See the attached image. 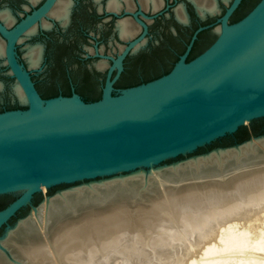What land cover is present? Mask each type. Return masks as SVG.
I'll list each match as a JSON object with an SVG mask.
<instances>
[{
    "label": "water",
    "instance_id": "1",
    "mask_svg": "<svg viewBox=\"0 0 264 264\" xmlns=\"http://www.w3.org/2000/svg\"><path fill=\"white\" fill-rule=\"evenodd\" d=\"M57 1L44 0L14 26H6L0 19L5 65L14 83L22 88L26 102L15 94L12 85L13 95L27 106V109L0 112V196L18 194L0 210V229L7 225L0 241L10 237L22 240L25 235L40 234L34 227L32 213L19 219L15 226L9 225V220L30 204L43 186L50 188L138 168H154L167 159L234 134L246 122L264 118V0H259L234 23L231 18L243 0H216L219 12L222 11L221 2L226 6L213 27L217 36L204 51L188 60L198 34L209 25L194 32L185 52L168 73L145 83L118 88L116 84L124 71L125 59L138 52L141 47L138 45L149 33L148 24L140 16L150 17L140 0H134L136 8L124 14L132 15L142 31L126 40L120 36L116 25L124 43H118L115 53L105 54L98 43L95 44L94 55L110 63L101 98L90 102L75 91L70 96L42 97L31 71L21 62L17 52L20 39L32 27H40L44 19H53L62 28L69 24L75 0H72L65 24L49 17ZM186 1L193 5L202 21L219 13L201 15L192 0ZM107 4L108 0L106 13L120 16ZM179 5H183L187 13L186 2ZM98 10L104 11L103 4ZM187 16V22L178 19L179 22L188 24V13ZM259 138H264V134L194 156L183 166L174 163L158 167L160 177H150L145 186L138 176V181L134 180L137 177L132 178L127 184L117 182L119 184L113 187V184L108 188L101 186L97 194L84 199L74 191L67 192L68 201L60 196V191L49 199L48 223L53 224L56 217L64 213L79 211L82 206L103 202L117 191L135 198L154 196L161 181L176 189L223 184L264 158V146L255 144L241 156L232 155L222 162L205 160L198 167L192 159L220 150H234ZM43 205L33 209L40 211ZM7 249L0 245L1 254Z\"/></svg>",
    "mask_w": 264,
    "mask_h": 264
},
{
    "label": "bare ground",
    "instance_id": "2",
    "mask_svg": "<svg viewBox=\"0 0 264 264\" xmlns=\"http://www.w3.org/2000/svg\"><path fill=\"white\" fill-rule=\"evenodd\" d=\"M30 1L36 4L40 0ZM192 1L201 15L219 12L216 0ZM140 2L142 8L148 9L152 5L154 10L162 3L161 0ZM71 5L72 0H58L49 17L65 24ZM121 6V0L108 3L112 10H119ZM179 6L177 17L187 22L185 8ZM129 7H133L131 2ZM0 17L6 26H12L16 21L7 9L0 10ZM47 20L52 24L46 18L41 22L44 28L50 27ZM118 26L121 37L126 40L139 31L131 19L121 20ZM34 27L25 36L39 28ZM42 48L43 45L27 47L25 55L31 68L40 64ZM4 57L5 41L0 40V58ZM105 61L98 62L97 66L106 67ZM0 87H3L2 83ZM13 88L20 100L26 102L20 85L14 83ZM255 144L264 146V138L254 139L234 150L196 157L192 163L198 167L205 160L222 162L226 157L245 154ZM138 176L145 186L150 177L159 178L160 171L153 169L148 174L140 171L117 181L90 183L70 191L76 195L84 194L86 190L97 192L101 186L108 188L116 182L127 184L128 180ZM44 188L46 186L42 190ZM70 191H61L60 196L68 201L66 195ZM155 195L135 198L117 191L103 202L91 203L80 207L79 211L56 217L53 224L48 223L51 199L46 197L42 233L25 235L22 240L2 239L0 245L10 248L12 256L8 258L0 253V264H264V158L223 184L176 189L161 181ZM32 214L40 215V211L33 209ZM257 230L261 231L254 239ZM251 238L253 240L249 242Z\"/></svg>",
    "mask_w": 264,
    "mask_h": 264
},
{
    "label": "rangeland",
    "instance_id": "3",
    "mask_svg": "<svg viewBox=\"0 0 264 264\" xmlns=\"http://www.w3.org/2000/svg\"><path fill=\"white\" fill-rule=\"evenodd\" d=\"M185 0H177L178 3H182ZM253 0H246L243 6L239 9L237 14L235 15L233 19V23L240 20L253 6L252 4ZM23 3H26L25 0H0V10L4 8H11L14 9L15 12L24 13V11L21 9V6ZM83 4L86 5L88 8L93 7L94 3L92 0H75L74 7L77 6V4ZM222 11L225 9L226 4L224 2L220 3ZM31 8H33L30 5ZM30 8H28L29 10ZM194 10V8L192 7ZM74 10V9H73ZM222 11L219 12L217 15H214L213 17L208 18L205 23L209 25L204 31L199 34V39L197 42V52L196 55L199 53V48L208 46L214 39L216 38L217 34L214 31L213 27L217 25V19L221 16ZM16 18L19 20L22 18L21 15L16 16ZM197 18V17H196ZM50 21L53 23L51 25L52 27L48 30H44L41 26L37 29V31L27 37L24 38L22 42L18 45V54L20 57V60L24 65L31 71V77L36 83L37 87L39 88L41 94L45 99L53 97L59 94L69 93L72 86V80L74 83H76L80 90L84 93L87 97H96L101 94V89L103 86L104 78L106 75L107 66L104 67L102 70H100L97 67V62L100 61L99 57H96L94 55L95 53V44L98 42L99 48L103 49V53L107 54L108 52H115V40H113V22H108L106 25L102 27H98L96 24H94L95 20L91 17H88L86 20H84V27L87 28L89 31H92L95 33V43L89 42L87 38L78 32L77 27L72 26L71 22L65 27L60 29L59 24L53 20L50 19ZM56 22V23H55ZM197 23H199L197 21ZM180 24V23H179ZM180 28L181 24L179 25ZM166 25L162 21L159 20H151L150 22V36L148 38L147 43L140 47L138 53L135 55H132L127 60L128 70L125 73V76L118 81L117 87H123L126 81L131 79H140L144 76L145 73H151L153 74L156 70L157 71H164L167 68L173 67V65L176 62L177 53H181L183 50L182 44H172L168 40L169 36H167V32L169 30L174 29L175 23L174 22H168L167 28L165 29ZM166 33H165V32ZM191 32H189V35L187 32H183V36L186 38H182L181 41L187 40L190 38ZM117 37V36H116ZM74 40V41H72ZM65 42L67 45H65L62 42ZM161 41L164 42V44L160 47H156L154 45H158ZM40 43L45 48V53H43V58L40 63V65L37 68H31L28 64L27 58L25 56L27 45L29 44H36ZM207 44V45H206ZM63 45V46H62ZM90 46V50L85 49V46ZM206 45V46H205ZM152 46V47H151ZM59 47V51H57L58 55L54 53L56 52L57 48ZM117 48V47H116ZM150 48V49H149ZM92 49V50H91ZM153 51L158 53V58L156 59L155 63L153 65H150L147 70H144L141 67H138L136 69V72H131V68L134 67V62L136 59V56L140 54L142 50ZM54 53V54H53ZM77 54V55H76ZM110 62H108L109 64ZM79 66H83L85 69L89 70L90 77H88V80L91 78V81L93 82V88L90 89L86 87L85 81L86 78H84V75L80 76L76 70ZM73 77H70V76ZM70 78L72 80H70ZM0 82H3V89L0 90V112H3L5 110L10 109H27V106L24 105L18 98H16L11 90V86L14 83V79L10 76L9 71L7 70V67L4 63V59L0 58ZM264 134V118H258L254 119L251 122H248L246 125L241 126L236 133L231 135H226L224 137H220L213 142L206 144L204 146H201L197 148L196 150L192 152H188L184 155H180L174 158L167 159L160 164L154 166V168H138L134 171H128V172H120L113 175H107V176H101L94 179H87V180H81V181H75L72 183H63L59 185L52 186L50 188H44L41 192H38L34 195L32 202L28 204L27 206L23 207L15 216H13L9 220V225L15 226L19 219L27 217L30 213L33 211V207H38L41 203L44 202L46 197H52L56 195L60 191H70L71 189L87 185L90 183H100L102 181H109V180H116L120 177L126 176L129 177L134 173H138L140 171H144L145 173H148L149 171L153 169H158V167H167L168 165L176 164V163H182L181 166L185 165V162L189 161L192 157L202 155L204 153H208L209 151H212L215 148L218 147H225L230 146L232 144H235L238 139H242L243 141L249 138H253L259 135ZM138 177L134 180L138 181ZM117 181V180H116ZM115 183L112 185L115 186ZM97 194V192L93 193H84L80 195V198L84 199L88 196L92 197L93 195ZM18 194H6L0 196V210L5 208L10 202H12ZM44 208L40 210V215L34 216V227L42 233V220H43V213ZM6 226L0 229V237L5 235L6 232ZM264 230V229H263ZM261 230H257L255 232V236L252 238H256ZM250 239L249 242L253 239ZM5 254L8 258H10L11 251L10 248H8L5 251Z\"/></svg>",
    "mask_w": 264,
    "mask_h": 264
},
{
    "label": "flooded vegetation",
    "instance_id": "4",
    "mask_svg": "<svg viewBox=\"0 0 264 264\" xmlns=\"http://www.w3.org/2000/svg\"><path fill=\"white\" fill-rule=\"evenodd\" d=\"M44 0H40L38 3H36V4H34L33 2H31L30 0H25V2L26 3H23L22 4V6H21V9L24 11V13H19V12H15V10L14 9H11V8H9V7H7V8H4V9H7V10H9L10 11V13L16 18V16H18V15H21L22 17H24L27 13H30L33 9H35L36 7H38L42 2H43ZM93 1V3H94V8L93 7H90V8H88L86 5H83V4H81V3H79V4H77V6L75 7V8H73L72 9V13H71V16H70V22H71V27L72 26H75V27H77V29H78V32H80V34L83 36H85L86 38H87V40L89 41V42H94L95 43V37H96V35H95V33L94 32H92V31H89L87 28H85L84 26V20H86L88 17H91V18H93L95 21V23L94 24H96L98 27H102V26H104V25H106V23H108V22H113V33H114V35H113V40H115V44H116V47H115V52L118 50V46H119V44L118 43H124V41H122V40H120V38H119V35H118V31L116 30V25H118V23L121 21V20H124V19H131V20H133L134 21V23L137 25V27L139 28V31L134 35V36H132V37H130V38H127V39H132L133 37H135V36H138V34H140V32L142 31V28H141V26L134 20V17L132 16V15H128V14H124V12L126 11V10H134L136 7H135V4H134V0H121V4H122V6H121V8L119 9V10H114V11H117L118 13H119V15L120 16H115V15H112V14H108V13H106V11H105V6H106V2H107V0H97V1H95V0H92ZM109 1L110 0H108V3H109ZM136 1V0H135ZM162 1V3H161V7L159 8V9H157V10H154L153 9V7H152V5H150L149 6V8L148 9H146V8H144L143 10L145 11V13L150 17V18H148V19H146V18H143L142 16H140L147 24H148V30H149V33H148V35H147V37H146V41L144 42V44L143 45H141V47L142 46H144L146 43H147V41H148V38H149V36H150V22H151V20H153V21H155V20H159V21H162L163 23H165V25H166V27H165V29L167 28V23L168 22H174L175 23V27H174V29H172V30H169L168 32H167V36H169V38H168V40L170 41V43H172V44H182L183 46L184 45H186V47H187V45H188V43L190 42V40H191V38H190V40H189V42H187V40H183V41H181L182 40V38H186L185 36H183V32L185 31V32H187L188 33V35H189V32H193V34H194V32L199 28V27H201V26H207L208 24L207 23H205L204 21H206V20H204V21H202L198 16H197V14H196V12H195V10H193L192 9V7H193V5L191 4V3H189V2H187L186 0H185V2H186V6H187V13H188V15H189V23L188 24H182V23H180L179 22V20H178V17H177V12H176V9L178 8V6H179V4L180 3H178L177 2V0H161ZM129 2H131L132 4H133V7H132V9H130V7H129ZM244 2V0L242 1V3ZM259 2V0H257V2L254 4V6L257 4ZM72 3H73V1H72ZM141 3V2H140ZM242 3L240 4V6H239V8L235 11V13L233 14V16H232V18H231V22H233V17L235 16V14H236V12L240 9V7H241V5H242ZM103 4V7H104V11L103 12H99V7L101 6ZM30 5L33 7V8H31L30 7ZM141 5H142V3H141ZM72 6V5H71ZM107 6H108V4H107ZM143 6V5H142ZM253 6V7H254ZM74 7V6H73ZM180 7V6H179ZM252 7V8H253ZM28 8H30L29 10H28ZM251 8V9H252ZM4 9H1V10H4ZM110 9V8H109ZM250 9V10H251ZM112 10V9H111ZM249 10V11H250ZM248 11V12H249ZM247 12V13H248ZM70 13V12H69ZM246 13V14H247ZM186 14V13H185ZM245 14V15H246ZM244 15V16H245ZM187 16V15H186ZM243 16V17H244ZM52 17V16H51ZM68 17H69V15H68ZM197 17V18H196ZM1 18V17H0ZM55 18V17H54ZM210 18V17H209ZM57 19V18H56ZM1 20H2V18H1ZM20 20V19H19ZM17 18H16V21H15V23L12 25V26H14L18 21H19ZM59 20V19H58ZM67 20H68V18H67ZM188 20V19H187ZM46 21V20H45ZM48 21V20H47ZM61 21V20H60ZM197 21L199 22V23H197ZM49 22V21H48ZM62 22V21H61ZM67 22V21H66ZM69 22V23H70ZM5 23V22H4ZM50 23V22H49ZM62 23H64V22H62ZM181 24V27L182 28H180V24ZM6 24V23H5ZM51 23H50V27H51ZM8 26V25H7ZM43 26V25H42ZM60 26V25H59ZM10 27V26H9ZM36 27V26H35ZM34 27V28H35ZM44 27V26H43ZM37 28V27H36ZM45 28H49V27H45ZM118 28H119V26H118ZM33 29V28H32ZM60 29H61V26H60ZM31 30V29H30ZM36 31H37V29H36ZM204 31V30H203ZM203 31H201L199 34H201ZM120 32V31H119ZM165 32V31H164ZM166 33V32H165ZM192 34V35H193ZM199 34H198V38L196 39V41H195V43H194V45L195 44H197V42H198V39H199ZM29 36V35H28ZM117 36V37H116ZM121 36V35H120ZM25 37H27V36H25ZM192 37V36H191ZM24 38V37H23ZM22 38V39H23ZM123 39H126V38H123ZM0 40H4L3 38H1L0 37ZM215 40V39H214ZM5 41V40H4ZM72 41H74V40H72ZM21 42H22V40H21ZM213 42V41H212ZM211 42V43H212ZM62 43H64L65 45H67L64 41L62 42ZM98 43V42H97ZM210 43V44H211ZM164 44V42L163 41H161L158 45H154V46H156V47H160V46H162ZM209 44V45H210ZM34 46V45H40V46H42V44H40V43H36V44H29V45H27V47L28 46ZM194 45H193V47H194ZM207 45V44H206ZM205 45V46H206ZM208 45V46H209ZM63 46V45H62ZM122 46V45H121ZM208 46H206L205 47V49L208 47ZM152 47V46H151ZM193 47H192V49H193ZM90 48H92V47H90V46H85V49H88V50H90ZM150 49V48H149ZM204 49V50H205ZM27 48H26V52H27ZM92 50V49H91ZM203 50V51H204ZM57 51H59V47L57 48V50H56V52L54 51V53L56 54V56L58 55V53H57ZM101 51H103V49L101 48ZM139 51V50H138ZM192 51V50H191ZM17 52H18V48H17ZM115 52H111V53H115ZM43 53H45V48H44V46H43V48H42V58H43ZM53 53V54H54ZM109 53V52H108ZM138 53V52H137ZM140 54H142V53H148V54H156V52H153V51H148V49H146V50H142L141 52H139ZM191 53V52H190ZM136 54V53H135ZM135 54H132V55H135ZM140 54H138V56L140 55ZM179 53H177V55H178ZM77 55V54H76ZM132 55H129L126 59H125V62H124V71H123V73H122V75H121V77H120V79L119 80H121L124 76H125V73L127 72V70H128V65H127V60L132 56ZM26 56V55H25ZM137 57V56H136ZM27 58V57H26ZM28 61V60H27ZM41 61H42V59H41ZM100 61H105L104 59H100ZM99 61V62H100ZM106 62V66H107V61H105ZM41 63V62H40ZM98 63V62H97ZM28 64H29V62H28ZM40 65V64H39ZM38 65V66H39ZM97 65V64H96ZM30 66V65H29ZM37 66V67H38ZM37 67H33V68H37ZM98 67V66H97ZM98 68H100V67H98ZM104 68V67H103ZM100 69H102V68H100ZM8 70V69H7ZM9 71V70H8ZM76 72L80 75V76H82V75H84V78H86V81H85V85L88 87V85L89 84H93V82L91 81V78L88 80V77H90V74H89V70L88 69H85L83 66H79L78 67V69L76 70ZM70 77H73L72 75L70 76ZM105 79V78H104ZM70 80H72L71 78H70ZM118 80V81H119ZM0 83H2L3 84V82H0ZM118 83V82H117ZM35 85H36V83H35ZM3 87H4V85H3ZM3 87H0V90H2L3 89ZM36 87H37V85H36ZM94 86H92V88H93ZM116 87H117V84H116ZM88 88H90V87H88ZM92 88H90V89H92ZM119 88V87H118ZM37 89H38V91L40 92V90H39V88L37 87ZM11 90H12V93H13V89H12V86H11ZM73 91H75V92H77V93H79L81 96H82V98L83 99H85V95L82 93V90H80L79 89V87H78V85L76 84V83H74V81L72 80V86H71V90H70V92L69 93H66V96H70L71 94H72V92ZM17 94V93H16ZM40 94H41V92H40ZM18 95V94H17ZM42 95V94H41ZM60 95V94H59ZM62 95H65L64 93H62ZM57 96V95H56ZM42 97H43V95H42Z\"/></svg>",
    "mask_w": 264,
    "mask_h": 264
},
{
    "label": "trees",
    "instance_id": "5",
    "mask_svg": "<svg viewBox=\"0 0 264 264\" xmlns=\"http://www.w3.org/2000/svg\"><path fill=\"white\" fill-rule=\"evenodd\" d=\"M245 1L246 0H244V2L242 3L241 7L245 3ZM256 2H257V0H253L252 4L253 3L255 4ZM237 12H236V14H237ZM234 17H233V19H234ZM192 34H193V32H191L190 38H191ZM190 38L188 39L187 42H189ZM204 49H205V47L199 48V53L198 54H200ZM185 50H186V45L183 46L182 52L177 55L176 62L178 61L179 56L182 55L185 52ZM196 52H197V44L194 45L191 53L188 56V60H191L192 58L197 56L198 54L196 55ZM157 58H158V53L157 52H156V54L142 53V54H140L139 56L136 57L135 62H134L135 65H134V67L131 68L130 71L131 72H136V69H138V67H141L144 70H147L150 65H153L155 63ZM171 69H172V67L171 68H167L164 71H157L156 70L153 74L147 72L140 79L136 78V79H131V80L126 81V83L124 84L123 87H130V86H134V85H138V84H141V83H145V82L154 80V79H156V78L168 73ZM92 86H93V84L92 85L91 84L88 85V87H90V88H92ZM56 95H57V93H56ZM84 97H85V100L88 101V102L96 101V100H99L101 98V94L99 96H96V97H87V96H84ZM242 141H243L242 139H238L235 142H242Z\"/></svg>",
    "mask_w": 264,
    "mask_h": 264
},
{
    "label": "crops",
    "instance_id": "6",
    "mask_svg": "<svg viewBox=\"0 0 264 264\" xmlns=\"http://www.w3.org/2000/svg\"><path fill=\"white\" fill-rule=\"evenodd\" d=\"M120 88H125V87H120Z\"/></svg>",
    "mask_w": 264,
    "mask_h": 264
}]
</instances>
